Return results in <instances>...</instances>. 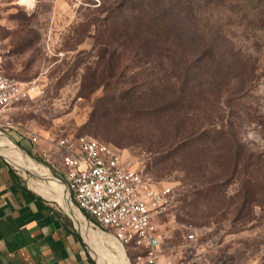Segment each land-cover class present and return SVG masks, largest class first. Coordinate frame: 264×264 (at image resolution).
<instances>
[{
	"label": "rangeland",
	"instance_id": "obj_1",
	"mask_svg": "<svg viewBox=\"0 0 264 264\" xmlns=\"http://www.w3.org/2000/svg\"><path fill=\"white\" fill-rule=\"evenodd\" d=\"M0 48L32 87L4 129L25 153L56 174L50 141L110 143L171 189L169 264H264V0H0Z\"/></svg>",
	"mask_w": 264,
	"mask_h": 264
},
{
	"label": "built area",
	"instance_id": "obj_2",
	"mask_svg": "<svg viewBox=\"0 0 264 264\" xmlns=\"http://www.w3.org/2000/svg\"><path fill=\"white\" fill-rule=\"evenodd\" d=\"M31 88L30 83L5 72L0 48V132L8 124L10 110L31 97ZM31 139L38 143L40 137ZM50 145L62 158V168L56 169L76 207L91 216L87 218L94 227L124 247L139 248L138 257L145 264L170 263L164 256L165 235L159 223L171 203L170 188L159 187L145 166L110 143L79 136L62 137ZM50 149L44 148L46 157ZM188 238L195 239V233Z\"/></svg>",
	"mask_w": 264,
	"mask_h": 264
},
{
	"label": "crops",
	"instance_id": "obj_3",
	"mask_svg": "<svg viewBox=\"0 0 264 264\" xmlns=\"http://www.w3.org/2000/svg\"><path fill=\"white\" fill-rule=\"evenodd\" d=\"M29 174L0 153V264H98L72 213L34 190Z\"/></svg>",
	"mask_w": 264,
	"mask_h": 264
},
{
	"label": "bare ground",
	"instance_id": "obj_4",
	"mask_svg": "<svg viewBox=\"0 0 264 264\" xmlns=\"http://www.w3.org/2000/svg\"><path fill=\"white\" fill-rule=\"evenodd\" d=\"M0 153L8 159L16 168L25 172H32L39 176H30L36 180L34 190L40 194L58 202L62 207L69 210L78 225L81 234L87 238V243L92 255L100 264H130L125 254L124 246L115 240L111 243L105 232L96 229L88 218L69 200V191L64 183L53 176L50 167L38 160H34L7 135L0 133ZM40 164H38V162ZM18 165L19 167H17ZM35 182V181H34Z\"/></svg>",
	"mask_w": 264,
	"mask_h": 264
},
{
	"label": "trees",
	"instance_id": "obj_5",
	"mask_svg": "<svg viewBox=\"0 0 264 264\" xmlns=\"http://www.w3.org/2000/svg\"><path fill=\"white\" fill-rule=\"evenodd\" d=\"M183 148H184V146L183 147H180L179 150L180 149H183ZM233 148L235 150V152H234V157H235L234 167H235L237 165V163H238V159H240V155L242 154V151L244 150V146H242L241 144H239V142L235 138V136H233ZM189 151H190V148H186L185 150L182 151V154L183 155L182 154L181 155L182 156H188V152ZM248 166H249V164H248ZM192 170H193V168H192ZM58 175L61 176L60 174H58ZM249 176H251V174ZM206 191H208V189L205 190V189L198 188L197 192H195V193L197 194V197H198V195H199V197H203V195L204 196H207ZM187 214L189 216H191V217H196L197 212L195 210H192V208H191V210H188L187 211ZM86 215H87L88 218L92 219L90 215H88V214H86Z\"/></svg>",
	"mask_w": 264,
	"mask_h": 264
},
{
	"label": "water",
	"instance_id": "obj_6",
	"mask_svg": "<svg viewBox=\"0 0 264 264\" xmlns=\"http://www.w3.org/2000/svg\"><path fill=\"white\" fill-rule=\"evenodd\" d=\"M1 134H3V135H7L5 132H0ZM8 136V135H7ZM19 146V145H18ZM20 147V146H19ZM21 148V147H20ZM22 149V148H21ZM23 150V149H22ZM24 151V150H23ZM27 153V152H26ZM28 154V153H27ZM29 155V154H28ZM10 163V162H9ZM43 163V162H42ZM11 164V163H10ZM45 164V163H44ZM15 169H16V167L13 165V164H11ZM53 172V171H52ZM53 176L56 178V179H58L60 182H62V183H64V185L68 188V185H67V183L64 181V180H62L61 178H59L55 173H53ZM68 193H69V200L75 205V203H74V201H73V199H72V196H71V192H70V190H69V188H68ZM76 206V205H75ZM68 212V211H67ZM68 214L70 215V217L72 218V220H73V222L75 223V221H74V219H73V217H72V215L68 212ZM75 226H76V228L77 229H79L78 228V226L76 225V223H75ZM96 259V258H95ZM98 264H100L99 262H98Z\"/></svg>",
	"mask_w": 264,
	"mask_h": 264
}]
</instances>
